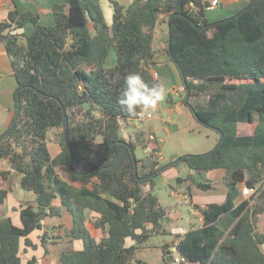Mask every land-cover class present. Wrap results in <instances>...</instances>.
<instances>
[{
    "label": "trees",
    "instance_id": "obj_1",
    "mask_svg": "<svg viewBox=\"0 0 264 264\" xmlns=\"http://www.w3.org/2000/svg\"><path fill=\"white\" fill-rule=\"evenodd\" d=\"M247 1L237 15L216 23L207 19V0H132L128 7L110 0L112 23L104 0H60L50 9L53 26L40 24L42 11L16 9L0 19V43L11 61L21 108L15 127L0 141V160H9L22 175V188L35 193L38 205L21 208L22 227L0 217V264H22V240L37 249L29 236L43 229L45 218L61 215L53 206L57 197L73 216L67 236L83 242L82 250L61 254V264H147L135 258L136 250L156 245L155 236L170 235L166 208L153 191L144 190L159 170L158 150L137 158L145 133L123 135V126L137 116L117 103L126 75L139 73L149 85L159 82L151 68L162 18L169 27L167 54L183 78V104L220 135L212 151L179 160L199 175L223 169L228 189L223 204L196 206L204 225L181 239L177 254L183 264H264V233L258 232L264 216V0ZM28 23L35 25L30 35L14 33ZM111 51L114 67L107 65ZM64 112L72 181L81 188L57 173L70 162ZM242 124L251 125V132L242 134ZM52 134L62 149L55 158L48 147ZM140 167L150 173L141 175ZM242 184L255 193L237 205ZM197 186L213 189L209 183ZM5 199L0 192V206ZM86 210L101 214L96 226L106 235L100 241L86 226ZM128 238L135 245L127 247ZM48 240L45 231L42 245ZM162 249L165 257L172 255L168 246Z\"/></svg>",
    "mask_w": 264,
    "mask_h": 264
},
{
    "label": "crops",
    "instance_id": "obj_2",
    "mask_svg": "<svg viewBox=\"0 0 264 264\" xmlns=\"http://www.w3.org/2000/svg\"><path fill=\"white\" fill-rule=\"evenodd\" d=\"M116 1L125 7H128L132 3V0ZM207 1L210 3L212 0ZM219 2L218 9L220 6L224 7V5L231 8L229 17L237 15L248 5L247 0H219ZM44 3H48V1ZM20 5L16 0H0V19H8V14L16 9L21 13L24 12L22 10L24 8H20ZM36 7L39 8L40 6L37 5ZM217 8L214 10H218ZM109 23L112 22L109 20ZM24 30L25 28L17 30L14 33H20ZM168 38V22L162 18L161 23L156 28L154 43L156 64L152 66L151 71L155 79L159 82L163 80L169 87L165 100L152 113L153 118L151 120H132L127 126L125 125L126 127L123 126L122 129L123 135L127 137L134 138L138 131L145 133L144 142L137 144V146L145 145V148H143L144 157L149 155L146 151L148 146L158 150L155 159L157 170H159L156 176L150 175L153 185L152 183L147 184L144 190L145 192L153 191L159 198L161 205L166 208L168 218L166 227L170 231V235L155 236L152 243L156 245L136 250L135 258L144 260L147 264H171L173 259L170 256H164L162 247L164 245L168 246L170 252L175 253L176 256L177 246L181 239L191 229L202 228L204 225L203 216L196 206L204 208L210 204H223L227 199L228 193V189L224 183L225 171L223 169L199 175L191 170L185 162H180L179 160L183 156L201 155L209 152L218 145L220 135L213 130L204 128L195 119L191 110L183 104L186 96L183 78L179 69L167 54ZM110 56L107 65L108 67H114L116 56L111 61ZM17 88L18 84L13 74L5 44L0 43V137L9 130L15 120ZM48 147L52 158L57 157L62 152L60 145L54 140V134L50 135ZM57 173L69 184L77 188L82 187L81 182L72 181V171L69 167H58ZM149 173V169L140 167L141 175L144 176ZM178 174H183L184 176H178ZM176 177L177 179L182 178L186 181L178 182L177 185L170 184V181ZM22 178V175L18 171L12 169L9 160H0V192L6 193V199L0 206V217L11 218L13 224L17 227L23 226L20 215L21 208L26 205L38 206L35 193L22 188ZM164 183L170 188L168 196L162 189ZM197 183H209L213 186V189L202 192ZM245 187L242 184L240 187L241 191ZM89 188H92L91 185H89ZM214 189L217 190L213 191ZM246 199L249 198L241 194L236 201L237 205ZM166 200L171 203L188 202L191 205L189 220L186 221L183 218L182 213L178 211L174 204L173 206H165ZM53 206L61 208V215L45 218L43 229L36 230L29 236V239L37 245V249L27 248L24 240L21 241L20 256L22 264H27L33 257L38 259V264H61V254L83 249L82 241L72 240L66 234L69 229L73 228L74 220L68 209L63 206L62 199L57 197L53 201ZM85 216L86 226L91 235L96 241H100L106 235L101 228L96 226V222L101 218V214L92 210H86ZM45 231H47L50 240L43 246L41 236ZM258 231L261 234L264 233L263 224H259ZM166 237H171L172 240L165 241ZM133 245H135V241L131 238L126 239L127 247Z\"/></svg>",
    "mask_w": 264,
    "mask_h": 264
},
{
    "label": "rangeland",
    "instance_id": "obj_3",
    "mask_svg": "<svg viewBox=\"0 0 264 264\" xmlns=\"http://www.w3.org/2000/svg\"><path fill=\"white\" fill-rule=\"evenodd\" d=\"M16 1L19 4H21L20 8L21 7L24 8V9H22L24 12H25V10L26 11H31V12H38V11L41 12L42 11L43 15H42V18L40 20V24L41 25H45V26H53V25H55V18H54L53 13L50 11V9L59 0H34V1L33 0H16ZM46 1H48V3H44ZM104 1L105 2H103V9L105 11L106 18L108 19V21L110 20V22H112V20H113V6H112L110 0H104ZM23 3H24V5H22ZM37 5H39L40 7L37 8L36 7ZM229 11H231V8L229 6H227V5L226 6L224 5V7L220 6L218 10H213V11L209 10V11H207L206 16H207V19H208V21L210 23H216V22H219V21L226 20V19L230 18L229 17ZM34 28H35V25L33 23H28L27 26H25V30L21 31L20 33H17V34L26 33L27 35H30L33 32ZM110 55H111L110 56V61H111L115 57L114 51H111ZM115 59H116V57H115ZM203 127L208 129V130H211L210 128H207L206 126H203ZM251 128H252L251 125L246 124V125L240 126V131H241L242 134H248V133L251 132ZM140 144H141V142H140ZM143 148H145V145L137 146L136 156L139 159L144 157ZM213 149H211L210 151H212ZM178 176H184V175L183 174H178ZM177 177L175 179L171 180L170 184L177 185V183H178L177 182ZM162 189H163V191H165L166 195L168 196L169 191H170L169 186L166 185V183H164ZM198 190H200V189H198ZM216 190L217 189H214L213 191H216ZM200 191L204 192L203 190H200ZM173 204L178 209V211H180L182 213L183 218L186 221H188L189 218H190L191 205L188 202L187 203H183V202H179V203L173 202V203H171L170 201H167V200L165 201V206H173ZM263 217L261 218L260 225L261 224L264 225V220H263L264 218ZM171 240H172L171 237H166L165 238V241H171ZM37 255H38V253H37ZM174 256H175V253L174 254L172 253V255H170V258L173 259ZM171 264H174V263L171 262Z\"/></svg>",
    "mask_w": 264,
    "mask_h": 264
},
{
    "label": "clouds",
    "instance_id": "obj_4",
    "mask_svg": "<svg viewBox=\"0 0 264 264\" xmlns=\"http://www.w3.org/2000/svg\"><path fill=\"white\" fill-rule=\"evenodd\" d=\"M168 92L169 87L163 80L149 85L139 73H130L124 77L117 103L129 116H151Z\"/></svg>",
    "mask_w": 264,
    "mask_h": 264
},
{
    "label": "built area",
    "instance_id": "obj_5",
    "mask_svg": "<svg viewBox=\"0 0 264 264\" xmlns=\"http://www.w3.org/2000/svg\"><path fill=\"white\" fill-rule=\"evenodd\" d=\"M220 5L219 0H212L210 2V6L208 8V10H214L215 8H217ZM185 90V88H184ZM153 118V115L151 114V116L148 115H144V116H137V118L135 119V121H146V120H151ZM153 147L148 146L146 148V151L148 154H150L153 151ZM255 193V189H250L245 187L242 191V196L244 197H248L250 198L253 194ZM173 263L174 264H183V260L181 259V257L177 254L174 258H173Z\"/></svg>",
    "mask_w": 264,
    "mask_h": 264
},
{
    "label": "water",
    "instance_id": "obj_6",
    "mask_svg": "<svg viewBox=\"0 0 264 264\" xmlns=\"http://www.w3.org/2000/svg\"><path fill=\"white\" fill-rule=\"evenodd\" d=\"M20 112H21V108H20V105H19L18 106V109H17V112H16V116H15V120H14L13 124L11 125V127L9 128V130L0 137V141H2L4 138H6L9 135V133L13 130V128L15 127L16 122H17V120L19 118ZM63 125H64V131H65V141H66V144H67L68 148L70 149L69 168L71 169V171H73V166H72L73 152L71 150V145H70V142H69V134H68L69 121H68V116H67L66 112H64Z\"/></svg>",
    "mask_w": 264,
    "mask_h": 264
}]
</instances>
